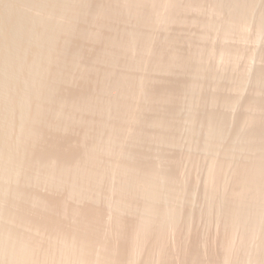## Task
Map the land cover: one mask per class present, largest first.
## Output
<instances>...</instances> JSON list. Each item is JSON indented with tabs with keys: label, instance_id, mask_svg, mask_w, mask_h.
Wrapping results in <instances>:
<instances>
[{
	"label": "rangeland",
	"instance_id": "1",
	"mask_svg": "<svg viewBox=\"0 0 264 264\" xmlns=\"http://www.w3.org/2000/svg\"><path fill=\"white\" fill-rule=\"evenodd\" d=\"M81 1H68L67 5ZM83 1L84 19H71L58 12L49 16L70 28V35L55 36V48L64 49L60 58L74 54V65L67 67L64 81L54 82L51 96L31 99V106H43L45 119L31 125L32 138L30 135L26 144L18 141L17 114H8L0 106V151L17 157L8 160L14 175L8 168L7 180L0 179V190L4 188L0 232L5 233H0V238L30 247L35 260L28 264H64L61 251L65 243H73L69 249L78 250L76 258L80 260H75L76 264L97 262L109 247L114 257H122L130 233L144 215L147 186L141 184L153 171L161 195L153 203L166 219L162 244L153 243L152 236L140 241L133 258H129L131 264H259L257 257L264 258L262 206H257L258 211L252 205L257 212L254 215L259 212L258 220L248 217L253 207H247V223L250 219L249 224L258 221L254 222L256 229L249 225L245 228L246 221L241 223L245 226L234 224L230 229L225 225L222 203H227L234 191L237 167L264 156V149L258 146L261 140L255 136L264 124V0H254L251 6L247 2L244 6L245 0H233L235 4L228 0L234 7L226 0H176L174 6L162 3L147 15L150 21L144 20V10L141 15L135 9L139 12L136 16L127 0ZM24 4L18 5L23 14L47 17L45 11ZM103 10L114 13L109 12L108 18ZM228 23L226 35L223 29ZM108 40H114V46ZM41 75L42 80L50 82L48 75ZM121 76L129 78V83L125 86V80L122 94L116 95L118 105L112 107L110 100L115 96L112 99L113 94L102 87L110 88L114 78L124 79ZM85 94L89 108L80 103ZM99 104L102 110L93 108ZM92 147H96L95 160L88 156ZM123 163L131 166L126 173L118 168ZM218 163L227 167L220 168L224 176L214 183L217 190L212 196L208 172ZM88 169L100 173L96 187L87 179ZM122 173L131 182L123 180ZM126 181L135 185L132 192L123 190L121 183ZM169 187L172 190L168 191ZM168 207L174 208L176 216ZM86 214L96 234L90 240V257L81 253L84 246L75 237ZM146 217L155 229L157 217ZM6 254L1 251L0 264L9 263Z\"/></svg>",
	"mask_w": 264,
	"mask_h": 264
},
{
	"label": "bare ground",
	"instance_id": "2",
	"mask_svg": "<svg viewBox=\"0 0 264 264\" xmlns=\"http://www.w3.org/2000/svg\"><path fill=\"white\" fill-rule=\"evenodd\" d=\"M72 2L73 0H0V7H1V11H0V66L2 64V67H0V106H3L5 109V112L8 114H17L18 120H19V128H20V136L18 137V141L20 142L21 145L26 144V142L28 141L30 135L32 138V130H31V125L33 124V126L36 124L35 122L39 119H45L44 117H42L43 114V109H41L42 107L40 105H38L37 103H33L32 104V98L37 96V95H42L44 96V98L51 96L52 94V88L54 87V82H56L57 80L61 79L64 81V76L67 75V67L69 68V66H72L71 64L74 65V54L71 56V58L68 59L67 58H60V55L63 54V50L55 48V36L58 37L61 34H65V36H67L71 31L70 28L66 25V24H62L60 25L57 22H54V20L52 21L49 16L52 14H56L57 12L60 13H65L69 16V18L71 19H84V17L86 16V7L84 2L85 1H81L80 3L77 2V4L75 6H72L71 3L67 2ZM77 1V0H76ZM79 1V0H78ZM225 1V0H223ZM227 4L228 1L226 0ZM236 1V0H234ZM233 1V3L235 4V2ZM243 1V0H242ZM126 2V0H125ZM239 1L236 2V4ZM241 2V1H240ZM239 2V4H240ZM247 2V3H246ZM254 2V0H248V1H244V6L245 3L248 6H251L252 3ZM25 3L26 5H31L32 7L34 6L35 9H39L41 11H45V13H47V17H34L32 15L29 16V14H23L22 11L20 10V8H18L20 5L19 4H23ZM76 3V2H75ZM165 5L169 4V6L171 5H175L176 4V0H127V5L133 7L132 9L134 10L135 15L138 14L139 12H141V10H144V14H146L145 16H143L145 19L144 20H149V18L147 17V15L151 14L153 11L155 12L158 7L161 5ZM171 3V4H170ZM3 6H2V5ZM24 4V5H25ZM139 6H138V5ZM232 4V2H231ZM19 5V6H18ZM29 5V6H30ZM100 5V4H99ZM230 5V3H229ZM233 5V4H232ZM231 5V6H232ZM238 5V4H237ZM237 5L235 7V9L237 8ZM88 6V5H87ZM94 6H97L96 4ZM242 6V5H241ZM247 6V7H248ZM99 7V6H98ZM97 7V8H98ZM101 7V6H100ZM137 7H139L137 9ZM141 7V8H140ZM218 7V6H217ZM234 7V5H233ZM240 7V6H238ZM3 8V9H2ZM23 8V7H22ZM118 8H120L118 6ZM143 8V9H142ZM232 8V7H231ZM94 9V8H93ZM96 9V8H95ZM99 9V8H98ZM102 9V7H101ZM139 10L136 11V10ZM249 9V7H248ZM21 12H20V11ZM97 10V9H96ZM95 10V11H96ZM106 10V9H104ZM103 10V11H104ZM221 10V9H220ZM241 10V9H240ZM93 11V10H92ZM102 11V10H101ZM100 11V13H101ZM107 11V10H106ZM113 11V10H112ZM112 11H108L105 12L107 13V17L112 13ZM24 12V11H23ZM99 12V11H98ZM110 12V13H109ZM138 12V13H137ZM162 12V11H161ZM240 12V11H238ZM43 13V14H45ZM57 13V14H58ZM90 13V12H89ZM94 12H91V14ZM97 13V12H96ZM114 13V11H113ZM103 14V13H102ZM101 14V16H102ZM128 14V13H127ZM141 12V15H144ZM241 14V12H240ZM94 15V14H93ZM97 15H100L99 13ZM105 15V14H104ZM103 15V16H104ZM140 15V16H141ZM157 15V14H156ZM172 14L169 13L168 16H171ZM236 15V14H235ZM245 15V14H244ZM45 16V15H44ZM58 16V15H57ZM90 16V15H89ZM138 16V15H136ZM150 16V15H149ZM93 17V16H92ZM90 17V18H92ZM105 17V16H104ZM106 17V18H107ZM152 17V16H151ZM156 17V16H155ZM237 17H239L237 15ZM110 18V17H108ZM171 18V17H169ZM75 19V20H76ZM78 19V20H79ZM93 19V18H92ZM237 19V18H236ZM155 20V19H154ZM224 20V19H223ZM143 21V18H142ZM150 21V20H149ZM235 21V20H234ZM146 22V21H145ZM190 22V21H189ZM148 23V22H147ZM231 23V22H230ZM227 24V26L224 27L223 29V33L227 35L228 31H229V24ZM124 25V24H123ZM147 25V24H146ZM117 26V25H116ZM200 26V25H199ZM109 27V26H108ZM113 27V26H112ZM227 27V28H226ZM105 28V27H104ZM72 29V28H71ZM85 29V27H84ZM136 29V28H135ZM215 29V28H214ZM223 34V35H224ZM70 35V34H69ZM77 35V34H76ZM83 35V34H82ZM225 36V35H224ZM63 37V35H62ZM120 37V36H119ZM131 37V36H130ZM198 37V36H197ZM166 40V39H165ZM110 41V40H108ZM112 41V42H111ZM110 41V45H113L111 43H115L113 42L114 40ZM127 41V40H126ZM134 41V39H133ZM105 42V41H104ZM132 42V41H131ZM137 42V41H136ZM146 42V41H145ZM143 43V42H142ZM108 44V43H107ZM109 45V44H108ZM128 45V43H127ZM161 45V44H160ZM204 45V44H203ZM114 46V45H113ZM132 46V45H131ZM144 46V45H143ZM146 46V45H145ZM149 46V45H148ZM122 47V46H121ZM197 47V46H196ZM74 48V47H73ZM144 48V47H143ZM129 49V48H128ZM147 50V48H145ZM144 50V49H143ZM242 50V49H241ZM140 51V50H139ZM126 52V51H125ZM58 53V54H56ZM72 53V52H71ZM68 54V53H67ZM133 54V53H132ZM86 55V54H85ZM65 56V55H63ZM220 56V55H219ZM139 57V56H138ZM156 58V57H155ZM207 58V57H206ZM59 59V60H58ZM157 59V58H156ZM173 60V58H172ZM195 60V59H194ZM66 61V62H65ZM155 61V59L153 60V62ZM158 61V60H157ZM169 61V60H168ZM180 61V60H179ZM151 62V63H153ZM156 62V61H155ZM189 62V61H188ZM167 63V62H166ZM171 63V62H170ZM69 64V65H68ZM155 64V63H154ZM68 65V66H67ZM156 65V64H155ZM169 66V64H167ZM158 66V65H157ZM66 67V68H65ZM111 67V66H110ZM63 68V69H62ZM196 68V67H195ZM201 68V67H200ZM199 69V67H198ZM63 70L64 73L62 72ZM202 70V69H201ZM82 71V70H81ZM95 71V70H94ZM200 71V70H198ZM258 71V70H257ZM262 71V70H261ZM22 73V75L20 76L19 74ZM41 74H46L50 77V82H46L44 80H42V75ZM66 74V75H65ZM195 75V74H194ZM115 76V75H114ZM127 76V75H126ZM225 76V75H224ZM122 77V76H121ZM242 77V76H241ZM66 78V77H65ZM124 78V77H122ZM128 78V77H126ZM149 78V77H148ZM129 79V78H128ZM128 79H121V78H114V83L112 84V86L110 88H105L104 86L102 87V90L105 91H110V94H113L112 99L109 102L111 103L112 107H114L117 104V100H116V95H120L122 94L123 88H125L123 86V84L126 82L125 80H127V83L125 84V86H127V84L129 83ZM135 79V78H134ZM153 79V78H152ZM227 80V79H226ZM60 81V80H59ZM58 82V81H57ZM131 82V81H130ZM54 84V85H53ZM193 84V83H192ZM255 84V83H254ZM130 86V85H129ZM180 86V85H179ZM131 88V87H130ZM143 88V87H142ZM163 90V89H162ZM178 92V91H177ZM70 93V92H69ZM190 93V92H189ZM67 94V93H66ZM129 95V94H128ZM127 95V97H129ZM125 96V95H124ZM83 98H80V103L82 104V106H86L87 108H89V100L88 97L85 94V97L82 96ZM126 97V98H127ZM229 97V96H228ZM45 98V99H46ZM123 98V97H121ZM227 98V97H226ZM51 99V98H49ZM120 99V97H119ZM128 99V98H127ZM130 99V98H129ZM43 100V98H42ZM116 100V101H115ZM161 100V99H160ZM58 101V100H57ZM121 101V100H120ZM125 101V100H124ZM50 102V101H49ZM79 102V101H78ZM114 102L116 104H114ZM130 102V101H129ZM53 103V102H52ZM76 105V101L74 102ZM79 103H77V107H81ZM113 103V104H112ZM119 103V102H118ZM59 104V103H58ZM57 104V105H58ZM104 104V103H103ZM130 104V103H129ZM48 105V104H47ZM56 105V106H57ZM60 105V104H59ZM58 105V106H59ZM74 105V104H72ZM74 105V106H75ZM106 105V104H105ZM108 105V104H107ZM110 105V104H109ZM120 105V104H119ZM54 106V105H53ZM71 106V105H70ZM225 106V105H224ZM49 107V106H48ZM61 107V105L59 106ZM93 107V106H92ZM91 107V109H92ZM100 107L102 108V106L99 104L98 107H93V108H99L98 110H102L100 109ZM118 107V106H117ZM128 107V106H126ZM130 107V106H129ZM128 107V108H129ZM2 108V107H1ZM46 108V107H45ZM56 108V107H55ZM75 108V107H73ZM83 108V107H82ZM85 108V109H87ZM119 108V107H118ZM122 108V106H121ZM132 107H130L131 110ZM50 109V108H49ZM60 109V108H59ZM76 109V108H75ZM108 109V108H107ZM116 109V108H115ZM126 109V108H124ZM120 110V109H119ZM123 110V109H122ZM129 111V109H127ZM46 111V110H45ZM55 111V110H54ZM118 112V109L116 110ZM124 111V110H123ZM193 111V110H192ZM120 112V111H119ZM133 112V111H132ZM54 113V112H53ZM88 113V112H87ZM126 113V112H124ZM219 113V112H218ZM58 114V113H57ZM118 114V113H117ZM131 114V113H130ZM133 114V113H132ZM52 115V114H51ZM205 115V114H204ZM48 116V115H47ZM125 117V116H124ZM135 117V116H134ZM136 118V117H135ZM220 118V117H219ZM99 119V118H98ZM210 120V119H209ZM2 121V120H1ZM6 121V120H5ZM64 121V120H63ZM123 121V120H122ZM35 123V124H34ZM156 123V122H155ZM187 123V122H186ZM264 123V122H263ZM3 125V124H2ZM17 126V125H16ZM116 126V125H115ZM218 126V125H217ZM238 127V126H237ZM157 128V127H156ZM10 129V128H9ZM33 129H35L33 127ZM164 129V128H163ZM241 129V128H240ZM8 130V129H7ZM13 130V129H12ZM182 131V130H181ZM34 132V130H33ZM144 133V132H143ZM36 134V132L34 133ZM9 136V135H8ZM15 136V135H14ZM133 136V135H132ZM256 138L260 139L261 141H259L260 144H258L259 148L264 149V124H261L260 127L257 128L256 130V134H255ZM254 136V137H255ZM163 138V137H162ZM244 139V138H243ZM257 139V140H258ZM160 141V140H159ZM45 142V141H44ZM104 142V141H103ZM24 143V144H23ZM29 143V142H28ZM43 144V143H42ZM121 144V143H120ZM248 144V143H247ZM5 145V144H4ZM97 145V144H96ZM240 145V144H239ZM106 147V146H105ZM208 148V147H207ZM5 149V148H4ZM21 149V147H20ZM233 149V148H232ZM235 150V149H234ZM2 151V152H1ZM0 151V179H6L4 178L5 176H8L9 172L13 171L14 169L8 166L10 162H8V160H12L13 157L11 156L10 152L7 151ZM117 151V150H116ZM264 152V151H263ZM263 154V153H262ZM261 155V154H260ZM91 160H95L97 157V153H96V147H92L89 151V155ZM12 157V158H11ZM16 157V155L14 156ZM11 158V159H9ZM17 158V157H16ZM14 158V159H16ZM19 158V157H18ZM13 159V160H14ZM19 160V159H18ZM18 162V161H16ZM84 162V161H83ZM95 162V161H94ZM100 162V161H99ZM209 162V161H208ZM231 163V162H230ZM129 164V163H128ZM219 165L215 166L212 165L213 167L209 169L208 172V178H209V192H211L210 194H214L213 191L214 189H216L214 186L215 182L221 181V176H224L223 172L224 170L221 169V171L223 170L222 174L220 171V168L226 169L225 164L218 163ZM16 165V164H14ZM21 165V164H20ZM185 165V164H184ZM229 165V164H228ZM244 165V166H243ZM13 166V164H12ZM77 166V165H76ZM221 166V167H220ZM14 167V166H13ZM20 167V166H19ZM112 167V166H111ZM131 167V166H130ZM130 167L126 164L123 163L121 164L118 168L122 169L123 172L126 173V170L130 169ZM9 168V172L7 173L6 171ZM16 168V167H15ZM107 168V167H106ZM128 168V169H127ZM237 168H239L236 173V180H235V188L234 191L231 193L230 197L228 198L231 200V202H228L229 200L226 199L225 201H227V203H222V206H224V217H225V225H227L230 229L233 227L234 224H241L242 222L246 221V226L244 225L245 228L247 227V225L250 226L251 229H256L254 227L258 226V221H253V225L255 226H251L252 223L249 224L251 219H254L252 217H255L258 220V218H260V215L263 214V212L261 213L262 210H264V156L262 155L261 157L259 156V158L252 164L250 165H245L242 164V166H238ZM98 169V168H97ZM150 169V168H148ZM146 169L145 172H149V170ZM89 170V171H88ZM85 173V175L88 177L87 179L89 181H91V184L94 186L95 184H97V180L100 177V173L96 170L92 171L91 169H88ZM148 170V171H147ZM152 170V168L150 169ZM121 171V170H120ZM15 172V170H14ZM117 172V171H116ZM130 172V170H129ZM226 172V170H225ZM200 173V172H199ZM7 174V175H6ZM12 174L14 175V173L12 172ZM147 174V173H146ZM155 173L153 171H151L150 173L147 174L148 178H145V180H143L144 185L142 186L143 188H145V183H146V191H144L145 193V197L147 198V200L145 201V203L143 202L142 205V209L144 212L143 217L140 218L139 222L137 223L136 227L134 228L135 230H133L128 239H127V243L125 245V250H124V256L122 255V257H117V256H113L114 254L112 253V251L110 250V247L106 252H103L104 255L102 256V258L100 257L97 262L93 263V259L91 260V262L93 264H131L132 262V256L134 255V250L136 248V246H138V244L140 243V241L144 240H148L146 239L149 236H152V241L155 244H159L162 241V235H163V229L165 226V221L166 219L164 218V213L162 214V210L157 207L158 205L154 204V200L158 198V196H161L158 194V189L159 186L157 184V186L155 185L154 182V175ZM67 175V174H66ZM145 175V174H144ZM123 176V173H122ZM156 176V175H155ZM10 177V176H9ZM30 177V176H29ZM111 177V176H110ZM124 178H122L123 180L125 178L129 179L128 177H125V175L123 176ZM133 178V177H132ZM197 178V177H196ZM220 178V179H219ZM223 178V177H222ZM40 179V178H39ZM126 179V180H127ZM7 180V179H6ZM83 180V179H82ZM223 180V179H222ZM22 181V180H20ZM130 181V179L128 180ZM139 181V180H137ZM207 181V182H208ZM131 182V181H130ZM130 182H124L121 183L123 184V190L124 191H128V192H132L134 190V184H131ZM135 182V181H134ZM133 182V183H134ZM173 182V181H172ZM49 183V182H48ZM138 183V182H137ZM140 183V182H139ZM137 185H140V184ZM220 183V182H219ZM3 184V183H2ZM106 184V183H105ZM91 185V186H92ZM136 185V187H137ZM171 185V184H170ZM2 186V185H1ZM173 186V184H172ZM204 186V185H203ZM4 187V186H2ZM7 187V186H6ZM96 187V186H94ZM140 187V186H139ZM138 187V188H139ZM158 187V189H157ZM168 187V186H167ZM174 187V186H173ZM141 189L140 192L144 189ZM175 188V187H174ZM4 188H2L0 191V197L4 195ZM171 189L170 187L168 188ZM68 190V189H67ZM137 190V189H135ZM172 190V189H171ZM170 190V192H171ZM177 190V189H176ZM174 189V192L176 191ZM217 190V189H216ZM167 191V192H168ZM138 192V191H137ZM8 193V192H7ZM12 193V192H11ZM147 193V196H146ZM169 193V192H168ZM172 193V196H173ZM19 194V193H18ZM177 194H178V190H177ZM125 195V194H124ZM171 196V194H170ZM213 196V195H212ZM133 197V196H132ZM131 197V198H132ZM144 197V196H143ZM178 197V196H177ZM229 197V196H228ZM1 199V198H0ZM37 199V198H36ZM187 199V198H186ZM72 200V199H71ZM159 200V198H158ZM182 200V199H181ZM203 200V199H202ZM246 200H249V205L247 203ZM117 201V200H116ZM234 201V202H232ZM156 202V201H155ZM164 202V201H163ZM172 202V201H171ZM35 203V202H34ZM205 204V203H204ZM65 205V204H64ZM252 205H254L256 207V209L258 210L261 206L262 209H260V215L258 212V216L257 214L254 215V212H256L255 207H253ZM168 206V205H167ZM166 206V207H167ZM173 206V204H172ZM251 206V208L253 207V215H252V211L249 212L251 213L250 216H248V209L247 207ZM257 206H260L259 208ZM176 208V207H175ZM208 208V207H207ZM250 209V207H248ZM133 209V208H132ZM255 209V211H254ZM167 210L170 211L171 214L175 215V210L172 207H168ZM207 211V210H206ZM257 213V212H256ZM166 214V213H165ZM157 217L156 220H158V225L155 226V229L151 228V222L149 221V219H147L146 216H154ZM171 215V216H173ZM91 216V215H90ZM111 216V215H110ZM176 216V215H175ZM251 219L249 220V222L247 223V219H249L248 217ZM262 216V215H261ZM11 217V216H10ZM79 217V216H78ZM92 217V216H91ZM174 217V216H173ZM171 218V217H170ZM79 219V218H78ZM93 219V218H92ZM108 219V218H107ZM130 220V219H129ZM172 220H174L172 218ZM261 220V219H260ZM81 225L78 226L81 227L80 231H79V235H76L75 237L78 236V240L80 241V245L81 247L84 246L81 249V253L84 254L86 253L88 255V257H90V252L91 249L90 247H92L90 245L91 243V239L96 235L94 233V231H92V225L91 227L89 226V220L87 217V214L85 215V217L81 218ZM169 221V220H168ZM252 221V220H251ZM91 223L93 221H90ZM254 222H256L257 224H254ZM135 223V222H134ZM260 223V222H259ZM79 224V222H78ZM172 224V223H171ZM94 225V224H93ZM135 225V224H134ZM240 225V226H241ZM95 226V225H94ZM239 226V225H238ZM262 226V225H261ZM19 227V226H18ZM172 227V226H171ZM242 227V226H241ZM75 228V227H74ZM94 228V227H93ZM185 228V227H184ZM246 229L247 230H251V229ZM263 228V227H262ZM131 229V228H130ZM73 232V231H72ZM254 232V231H253ZM1 234H5L0 232ZM100 233V232H99ZM166 233V232H165ZM164 233V234H165ZM0 234V235H1ZM89 235L90 239L86 238V235ZM246 234V233H245ZM262 234V233H261ZM6 235L7 232H6ZM74 235V234H73ZM253 235V234H252ZM3 236V235H2ZM11 237V236H10ZM9 237V238H10ZM69 237V235H68ZM66 238V237H65ZM72 238V237H71ZM8 238L5 239H1L0 238V254L1 251L6 252V256H8V260L9 263L8 264H16L15 263V259L18 261L17 264H28V262L30 261H34L35 258H32V253L30 252L32 249H30V247H25L24 243L22 245V242H13V241H9L7 240ZM19 239V238H18ZM17 239V240H18ZM75 239V238H74ZM87 239V240H86ZM151 240V237L149 238ZM12 240V239H11ZM64 240V239H62ZM66 240H68V238H66ZM65 240V241H66ZM70 240V239H69ZM68 240V241H69ZM115 240V239H114ZM149 240V241H150ZM262 240V239H261ZM95 241V240H94ZM112 241V240H111ZM64 242V241H63ZM67 242V241H66ZM72 242V241H71ZM76 242V241H75ZM151 242V241H150ZM62 243V242H61ZM76 242V246H77ZM78 243V244H79ZM264 243V242H263ZM68 244V242H67ZM73 244V243H72ZM72 244H70L69 246H71ZM162 244V243H161ZM228 244V243H227ZM27 245V244H26ZM145 245V244H144ZM154 245V244H153ZM160 245V244H159ZM62 246V245H61ZM69 246L63 245L62 247V256H63V261L65 262L64 264H76V261L79 257L76 258V256L79 254L78 250H76V252L72 249H69ZM73 246V245H72ZM79 246V245H78ZM101 246V245H100ZM114 246V245H113ZM225 246V245H224ZM74 247V246H73ZM71 247V248H73ZM152 247V246H151ZM157 247V246H156ZM159 247V246H158ZM229 247V246H228ZM227 247V248H228ZM61 248V247H60ZM105 248V247H104ZM78 249V248H77ZM159 249V248H158ZM182 249V248H181ZM30 250V251H29ZM110 250V251H109ZM160 250V249H159ZM142 251V250H141ZM234 251V250H233ZM228 253V251H226ZM224 253V262H226V258L228 257L227 253ZM264 252V251H263ZM42 253V252H41ZM60 253V252H59ZM99 254V253H98ZM164 254V253H163ZM3 255V254H2ZM1 255V256H2ZM37 255V254H36ZM148 255V254H147ZM260 255V254H259ZM0 256V258H1ZM5 256V255H4ZM3 256V257H4ZM5 256V257H6ZM101 256V255H100ZM154 256V255H153ZM162 256V255H161ZM244 256V255H243ZM60 257V256H59ZM93 257V256H92ZM119 258V260L117 258ZM130 257L131 258V262H130ZM149 257V256H148ZM166 257V256H165ZM262 258H258L259 259V264H264V262H262L263 255L261 256ZM39 258V257H38ZM41 258V257H40ZM53 258V257H52ZM56 258V257H55ZM58 258V257H57ZM56 258V259H57ZM96 258V257H95ZM49 259V258H48ZM60 259V258H59ZM162 259V258H160ZM7 260V258H6ZM42 260V259H40ZM80 260V258H79ZM39 261V260H38ZM62 261V260H61ZM60 261V262H61ZM213 261V260H212ZM2 262V261H1ZM78 262V261H77ZM39 263V262H38ZM37 263V264H38ZM83 263V262H82ZM82 263H78V264H82ZM46 264V263H45ZM143 264H150L148 263V261H145ZM152 264V263H151Z\"/></svg>",
	"mask_w": 264,
	"mask_h": 264
}]
</instances>
